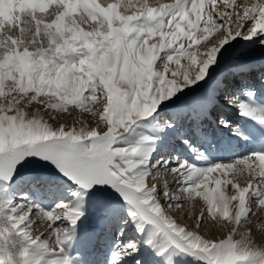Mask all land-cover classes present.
I'll return each mask as SVG.
<instances>
[{"label":"snow or ice","instance_id":"obj_1","mask_svg":"<svg viewBox=\"0 0 264 264\" xmlns=\"http://www.w3.org/2000/svg\"><path fill=\"white\" fill-rule=\"evenodd\" d=\"M3 3L6 18L0 23V182L6 185L15 174L14 165L27 162L20 161L21 156L43 157L85 191L95 188V194L102 197L105 186L110 187L124 201L139 232L151 228L162 233L171 244L205 264H264V250L251 246V230H238L249 218L253 205L264 210V152L202 170L173 158L176 167L170 172L183 185L177 191L189 200L193 195L202 196L207 204L205 211L215 222L232 225L226 236L217 239L216 233L205 237L196 230L203 214L196 219L194 230L169 216L164 205L179 208L180 195L169 190L167 181L162 188L148 184L161 172L137 171L143 161L136 157L147 153L139 147L118 146L124 134L160 103L205 79L222 50H226L225 45L232 47V41L255 38L254 43L264 47V0L251 6L224 0L230 11L218 16L212 11L217 0H173L157 6L148 0ZM52 5L55 7L49 11ZM210 34L214 35L210 38ZM245 56L243 51L237 54L236 66L250 70ZM217 86L223 87L222 80ZM231 102L241 116L264 125V116L257 115V109L248 102L235 97ZM33 103L63 112L73 105L97 120L95 126H53L36 113L29 114L27 109ZM96 105L99 107L93 111ZM220 124L232 127L223 118ZM229 172L236 176L247 172L261 182L249 180L242 187L227 179ZM42 179L54 184L57 178ZM222 185H230L233 193L226 195ZM160 195L167 198L163 203L158 199ZM251 196L257 197L254 203ZM36 207L11 209L15 215L7 217L11 228L0 232V247L6 248L15 235L35 247L32 254L27 247L19 253L21 264H71L68 257L59 255L64 251L63 244L71 239L68 228H57L55 223L63 218L74 227L83 211L74 203H60L44 213L34 211ZM33 213L51 222L47 239L33 235ZM237 235L239 239L234 238ZM53 237L54 245L49 242ZM137 250L134 242L120 245L111 254V264H118ZM230 256L238 259L231 261ZM0 264L16 261L8 252L0 255Z\"/></svg>","mask_w":264,"mask_h":264},{"label":"rangeland","instance_id":"obj_2","mask_svg":"<svg viewBox=\"0 0 264 264\" xmlns=\"http://www.w3.org/2000/svg\"><path fill=\"white\" fill-rule=\"evenodd\" d=\"M99 2L102 4L112 3L115 0H99ZM172 2L173 0H148L152 6ZM242 2L251 6L252 3H257L259 0H235L237 5ZM4 7L3 0H0V23L6 18ZM51 7H55V5L50 6L49 11H51ZM121 11L123 12L124 9ZM207 11L206 4L205 12L207 13ZM212 11L218 16L230 9L225 6L224 0H217L216 7ZM238 11L242 14L243 9L240 8ZM28 35L31 36V33ZM212 35L214 34H210V38ZM254 40L255 38L253 41L240 40L239 43L232 41V47L225 45L226 50H222L217 63L209 69V75L205 79L184 87L170 99L160 103L153 113L138 120L136 125L124 134L118 145L125 148L139 147L143 153H147V155L142 154L136 157L138 161H143L137 171L145 172L152 168V172H161L157 179L149 180L148 184H156L162 188L167 181L169 190H172L173 194L180 195L181 198L179 208H169L165 204L164 210L179 225L185 226L188 230H194L193 215L201 216L203 214L201 226L196 230L205 237L216 233V238H223L226 236L223 233L228 232L232 225H226L221 220L210 226L214 219L205 211L206 203L195 195L189 200L181 192H178L177 189L183 185L170 170L176 167L174 157L181 161H187L189 166L202 170L217 164L234 163L254 152H264V125L254 118L241 116L239 110L235 111L234 109L235 112L232 110L231 114H227L222 106L223 103L224 105L231 104V99L234 97L232 95L226 96L225 99L222 98L223 91L228 89L232 94H237L238 100L246 101L255 107L257 115L264 116V113L258 111L259 104L264 101V47H259L254 43ZM241 51L246 53L243 59L248 62L250 70H241L236 66L237 54ZM237 69L240 70V73H235ZM254 69H258V74L254 73ZM238 77L246 78L251 85L244 88L243 83L236 84ZM216 80H222L223 87L217 88ZM258 86H261L263 91L256 90ZM219 93L220 98H218ZM214 98H218V100L213 104ZM205 105L208 112L219 114L217 120H213V113L209 116L198 114L199 110L205 109ZM97 107L99 105L94 106L93 111ZM27 111L29 114L36 113L53 126L60 124H64L65 127L75 126L77 128L85 124L95 126L97 120L90 112L76 109L73 105H69L68 111L63 112L33 103ZM170 111L173 112L176 119H171ZM167 114L168 117H165ZM221 116L228 120L232 127L221 126L219 120ZM200 117H204V120L201 125L197 126ZM168 124H171L172 127H168ZM232 128H235L236 131L234 132ZM206 129L208 136L204 135ZM172 130L175 131L176 137L169 134ZM163 141L168 142L163 144ZM170 141L172 142L169 143ZM162 146H165L164 150H162ZM229 149L235 153H229L231 152H228ZM158 155H160L158 163L155 162L157 167H153L155 164L148 167ZM25 160L27 162L23 166L19 162L14 165L15 174L6 185L0 182V232H3L4 228H11V221L7 217L15 215L11 212L12 208L19 211L21 207L37 206L33 210L44 213L53 211L60 203H74L84 213L77 224L71 227L68 221L63 218L55 223L57 228H68V235L71 239L63 244L64 251L59 255L68 257L71 264H111V254L120 245L128 242H134L138 250L131 255H125L118 261V264H137V261L139 264H205L203 260L171 244L162 233H157L151 228H146L142 233L139 232L137 222L128 214L124 201L110 187L105 186L104 195L101 197L95 194V188L90 191L81 189L71 179L63 176L53 162L46 161L43 157L36 155L20 157V161ZM45 177L57 179L54 184H49L42 179ZM221 178L224 179V177ZM227 179L235 180L242 187L247 186L249 180H252L253 183L261 182L247 172L239 176L229 172ZM229 186L222 185V188ZM161 190L160 194H163L164 190ZM76 193H80V195L77 196ZM163 198H165L163 195L158 197L162 203L165 200ZM256 200V196L250 197L251 202L254 203ZM171 203H178V201H171ZM263 212L264 210L253 205L249 218L244 222L263 223ZM32 219L34 221L31 229L33 235H41L43 239H47L51 231L49 227L51 222L42 219L35 213L32 214ZM214 226L217 227V230L212 232ZM245 227L247 228V225ZM250 229H253V224ZM238 230L240 231V227ZM260 231L264 232V229L257 232ZM257 232L258 236L262 233ZM234 238L239 239L240 237L238 235ZM98 239L100 240L96 248ZM251 241V246H254V239ZM49 242L54 245V237ZM25 247L28 248L29 254L35 251L34 246L24 241L22 237L14 235L6 248L0 247V255L10 252L16 264H21L19 253ZM47 258L50 257H45V259Z\"/></svg>","mask_w":264,"mask_h":264},{"label":"bare ground","instance_id":"obj_3","mask_svg":"<svg viewBox=\"0 0 264 264\" xmlns=\"http://www.w3.org/2000/svg\"><path fill=\"white\" fill-rule=\"evenodd\" d=\"M239 69H244V68H239ZM239 69H237L236 70V72L235 73H240L239 71ZM258 69H254V73L255 74H258ZM234 73V74H235ZM243 74H246V73H243ZM233 77V75L231 76V78ZM217 79V78H216ZM243 80V82H240V81H242ZM216 81H218V80H216ZM229 82V81H228ZM233 82V81H232ZM231 82V83H232ZM217 82H215V84H216ZM236 84L238 83H243L244 84V88L245 87H247V86H250L251 84H250V81H247V79L246 78H244V79H241V77H238V79L236 80V82H235ZM234 83V84H235ZM215 84H213V86L215 85ZM216 86V85H215ZM227 87V86H226ZM217 88H219L218 86H217ZM256 90H259V91H263L262 90V87L261 86H258L257 87V89ZM241 91H242V89H241ZM240 90H238V92H241ZM244 91V90H243ZM234 96L235 98L237 97V94L235 93V95L234 94H232L230 91H226V90H224V96L222 97V98H226V96ZM233 97V98H234ZM218 98H220V93H219V95H218ZM218 98L217 99H213V104L218 100ZM207 100V99H206ZM210 101V100H209ZM221 103V102H220ZM208 104H209V102H208ZM207 103H206V105H208ZM205 105V109H201V110H199L198 111V114H200V113H202V114H200L201 116L202 115H207V116H209V115H211L212 113H213V115H212V118H213V120L215 121V120H217V118L219 117V114H216V112L214 113V112H208L207 111V106ZM212 105V104H211ZM223 108H225V112L227 113V114H231L230 112L233 110L234 111V109H235V111H237L238 110V108L237 107H235L234 106V104L231 102V104H225L224 105V103H223ZM213 107V106H212ZM222 108V107H221ZM234 111V112H235ZM259 112H262V113H264V101H262L261 102V104H259V110H258ZM207 112V113H206ZM199 115V116H200ZM169 116H171V119L172 118H175L176 119V116L173 114V112L172 111H170L169 112ZM165 117H168V114L167 115H165ZM221 118H223L224 120H226L223 116H221ZM221 118L219 119V120H221ZM204 120V117L203 118H201L200 117V119H199V122H198V125L197 126H199V125H201V123H202V121ZM226 121H228V120H226ZM219 122L217 121V124H218ZM216 124V125H217ZM218 126V125H217ZM175 133V131H171L169 134H171V136H174V137H176V134H174ZM204 135H207V129H206V131H205V134ZM209 135V134H208ZM207 135V136H208ZM184 139H186V138H184ZM173 141V140H172ZM172 141H170L169 143H171ZM166 142H168V141H163V144H165ZM161 148H163L162 150H164V148H165V146H162ZM229 151H231V149H229L228 150V152ZM229 153H235V152H229ZM159 156L160 155H158V157L156 158V160L154 161V162H152L148 167H152V165L153 164H155V162H157L158 163V160H159ZM218 160H220V159H218ZM156 165V164H155ZM147 171H149V170H147ZM151 171H152V168H151ZM164 190V189H163ZM163 190H161V191H163ZM222 190L223 191H225V194L226 195H231L232 193H233V189L229 186L228 188H222ZM166 200L167 198L165 197V198H163V200ZM199 199L200 200H203V197L201 196V197H199ZM164 200V201H165ZM204 201V200H203ZM205 202V201H204ZM206 203V202H205ZM233 203H235V202H233ZM206 206H207V204H206ZM232 209L230 208V211H231ZM196 212V211H195ZM263 214H264V212H263ZM171 215V214H170ZM219 214H217V216H218ZM198 217H200L198 214H196V215H193V217H192V219L194 218V220L196 221V219L198 218ZM212 219H213V217H212ZM249 221V220H248ZM260 221V220H259ZM263 221V220H262ZM213 223L210 225V226H213L216 222H214V221H212ZM252 224H253V226L255 225L256 227L254 228V229H250V226H252ZM247 225V228L245 227ZM240 226H238V228H239ZM226 228V227H225ZM243 229H245L244 231H243ZM264 229V222L263 223H259V222H257V221H254L253 223L251 222V221H249V222H244V221H242V227H240V231L242 232H249L250 230H251V232H250V236H251V240L252 239H254V246H252L253 248H255V249H260V250H264V232H262V231H260V232H262L261 233V235L260 236H258V234L256 235V232L257 231H259V230H263ZM209 230V229H208ZM217 230V227H213L212 228V232H214V231H216ZM220 231V230H219ZM223 231H225V230H223ZM209 232V231H208ZM221 232H222V230H221ZM260 232H257V233H260ZM227 233V232H226ZM226 233L224 232L223 234L224 235H226ZM238 236V235H237ZM237 236H235V237H237ZM97 238V237H96ZM218 239V238H217ZM99 240L100 239H98V241L96 242V245H95V247L97 248L98 247V244H99ZM94 247V248H95Z\"/></svg>","mask_w":264,"mask_h":264},{"label":"clouds","instance_id":"obj_4","mask_svg":"<svg viewBox=\"0 0 264 264\" xmlns=\"http://www.w3.org/2000/svg\"><path fill=\"white\" fill-rule=\"evenodd\" d=\"M235 259H238V257L230 256V260H231V261H234Z\"/></svg>","mask_w":264,"mask_h":264}]
</instances>
